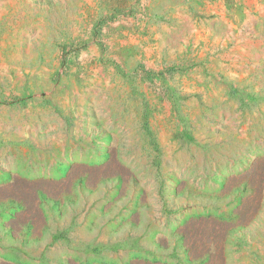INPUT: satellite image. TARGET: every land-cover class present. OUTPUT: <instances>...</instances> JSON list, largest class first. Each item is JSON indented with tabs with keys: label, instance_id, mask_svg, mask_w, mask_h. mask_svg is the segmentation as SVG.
<instances>
[{
	"label": "rangeland",
	"instance_id": "374dc122",
	"mask_svg": "<svg viewBox=\"0 0 264 264\" xmlns=\"http://www.w3.org/2000/svg\"><path fill=\"white\" fill-rule=\"evenodd\" d=\"M0 264H264V0H0Z\"/></svg>",
	"mask_w": 264,
	"mask_h": 264
}]
</instances>
